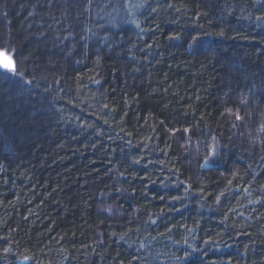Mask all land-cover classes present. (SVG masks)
<instances>
[{"label":"trees","instance_id":"obj_1","mask_svg":"<svg viewBox=\"0 0 264 264\" xmlns=\"http://www.w3.org/2000/svg\"><path fill=\"white\" fill-rule=\"evenodd\" d=\"M0 50V264H264V0H0Z\"/></svg>","mask_w":264,"mask_h":264},{"label":"snow or ice","instance_id":"obj_2","mask_svg":"<svg viewBox=\"0 0 264 264\" xmlns=\"http://www.w3.org/2000/svg\"><path fill=\"white\" fill-rule=\"evenodd\" d=\"M2 67L4 69L10 71V72H15V67H14L13 61L9 57H7L6 55H5L4 61L2 62ZM236 119L240 120L241 117L237 114ZM206 163H207V161H206ZM5 251H7V249H5ZM25 259H27V257H25Z\"/></svg>","mask_w":264,"mask_h":264},{"label":"rangeland","instance_id":"obj_3","mask_svg":"<svg viewBox=\"0 0 264 264\" xmlns=\"http://www.w3.org/2000/svg\"><path fill=\"white\" fill-rule=\"evenodd\" d=\"M5 55H6L7 57H9V58L13 61V63H14V67H15V62H14V59H13L12 55L9 54V53L6 52V51H3V50H0V67H2V62L4 61ZM2 68H3V67H2ZM3 69H4V68H3Z\"/></svg>","mask_w":264,"mask_h":264}]
</instances>
